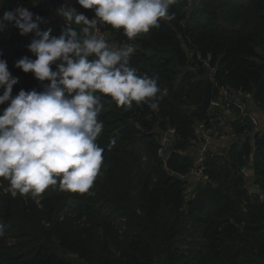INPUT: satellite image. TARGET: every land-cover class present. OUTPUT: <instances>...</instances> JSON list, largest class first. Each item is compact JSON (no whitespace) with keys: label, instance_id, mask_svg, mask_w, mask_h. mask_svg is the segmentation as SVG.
<instances>
[{"label":"trees","instance_id":"trees-1","mask_svg":"<svg viewBox=\"0 0 264 264\" xmlns=\"http://www.w3.org/2000/svg\"><path fill=\"white\" fill-rule=\"evenodd\" d=\"M63 1L0 0V5L4 11L22 6L47 18L42 30L50 28L58 37L65 26L49 20ZM72 7L94 18L93 10L77 3ZM188 8L189 0H180L170 8L173 21H162L159 29L134 41L130 63L139 74L157 79L164 93L159 108L133 103L126 109L102 97L104 129L97 144L104 149L103 165L89 193L57 185L39 197L13 198L0 188V224L13 240L8 246L0 240L5 264H264V202L246 188L251 180L264 193V134L251 133V125L239 119L233 131L250 138L230 143L223 153L207 154L205 183L191 194L182 179L195 162L193 125L210 118L208 111L198 110L208 69L215 70L216 86L264 105V55L259 51L264 0H199L197 8ZM10 31L9 48L18 45L4 51L1 40L0 59L17 78L12 96L21 89L43 91L49 81L15 67L25 56L35 59L20 47L32 35L21 36L14 23ZM101 32L113 35L118 47L132 43L122 29L104 26ZM7 106L0 105V114ZM167 128L175 129L176 138L162 161L157 130ZM244 168L253 172L252 179L241 173ZM0 186L8 189L9 182L0 178ZM117 218L124 224L118 225Z\"/></svg>","mask_w":264,"mask_h":264},{"label":"clouds","instance_id":"clouds-1","mask_svg":"<svg viewBox=\"0 0 264 264\" xmlns=\"http://www.w3.org/2000/svg\"><path fill=\"white\" fill-rule=\"evenodd\" d=\"M89 19L63 4L55 9L65 29L57 37L42 30L48 19L18 6L0 17V32L13 24L21 36L32 35L28 51L15 67L33 73L40 82L49 81L43 91L21 89L13 97L17 78L0 59V178L9 182L13 198L39 197L49 187L85 194L93 187L103 165L104 149L97 144L104 129L99 119L105 110L102 97L119 107L133 103L159 108L164 98L156 78L139 74L130 63L134 41L161 22L175 19L170 12L180 0H76ZM2 7V5H0ZM123 30L132 43L116 46L101 29ZM56 66V70L52 69ZM4 226L0 224V237Z\"/></svg>","mask_w":264,"mask_h":264},{"label":"built area","instance_id":"built-area-1","mask_svg":"<svg viewBox=\"0 0 264 264\" xmlns=\"http://www.w3.org/2000/svg\"><path fill=\"white\" fill-rule=\"evenodd\" d=\"M70 2V3H67ZM72 3H76V0H64L63 4H67L68 7L72 6ZM62 4V5H63ZM73 8V7H71ZM4 10L0 7V17L3 16ZM63 20V18H62ZM65 25V22L63 20ZM11 24H9L4 31L0 32V41L9 39L11 33ZM262 55H264V45L259 50ZM214 69H208L207 79L213 83L214 98H211L210 108L208 111H217L218 109H231L237 108L242 109V106L234 100L233 95L229 92L226 87L216 86L213 81ZM247 97V96H246ZM259 113H245L241 114V120H246L252 127L251 133L264 134V112L258 116ZM263 114V115H262ZM260 117V118H259ZM209 127L207 122L204 121H195L192 128V145L194 148V165L191 171L182 177L184 181L189 182V186L186 188L187 194H191L197 184L205 183L204 176V167L203 163L205 157L209 153H216L213 142L214 140L218 141L221 145H229L232 142H237L240 140V135L236 134L233 130L230 131H221ZM176 138V131L174 128H167L164 131L157 130V139H158V150L157 156L165 161L168 153H166L165 148L174 142ZM241 173L246 177L247 180L252 179L253 172L249 169H242ZM248 194L251 196H258L261 201L264 202V193L260 192L259 188L252 185L251 182L246 186Z\"/></svg>","mask_w":264,"mask_h":264},{"label":"rangeland","instance_id":"rangeland-1","mask_svg":"<svg viewBox=\"0 0 264 264\" xmlns=\"http://www.w3.org/2000/svg\"><path fill=\"white\" fill-rule=\"evenodd\" d=\"M70 3V2H67ZM199 5V0H189V8L188 9H194L197 8ZM72 7V6H70ZM49 24L51 25H59V26H65L62 20V17H59L57 15L53 16L50 20H49ZM105 36V38L107 40H110L111 44H114V41H112L113 35H110L109 33H105L103 34ZM33 37L29 38V41H21L20 47L24 49V51L29 54V55H33L32 53H30L28 51V45L30 44L31 40ZM4 43V51H8L9 49H12L13 47H16L18 44L17 43H13L11 45V47L9 48V39L3 40ZM117 46V45H116ZM234 100L237 101V103H239L242 106V109H237V108H231V109H218L217 111H208L210 118L208 122L209 127L212 129L213 132H215L213 129L216 130H221V131H230L233 130L232 125H234L236 122L239 121L240 118H242L241 114H245V113H253V114H258V116H260L261 113L264 112V105L261 104H257L254 103L251 100V97L249 96H244V95H233ZM263 115V114H262ZM260 118V117H259ZM240 123V122H239ZM246 138H250V134H243L240 137V142H243L244 139ZM173 143L170 144V146L168 145L165 150L166 153H168L172 147ZM213 146L215 151L217 152H222L225 151L228 147L227 145H221L218 141L214 140L213 142ZM194 150V149H193ZM190 152V150H188ZM188 151L184 150L182 153H188ZM140 153V152H139ZM223 153V152H222ZM144 157V156H143ZM144 159V158H143ZM144 165H140V170L141 172L144 171ZM249 182H252L251 180ZM190 184H188L189 186ZM0 188L4 191H8V189H4L2 186H0ZM31 197H33L31 194H29ZM114 217H112L113 219ZM115 220V219H114ZM116 223L119 224H124V221H122L120 218L116 219ZM0 240L3 242V244L11 245L13 244V240H11V238L7 237V235H4L3 237H0ZM0 264H5V261L0 259Z\"/></svg>","mask_w":264,"mask_h":264},{"label":"water","instance_id":"water-1","mask_svg":"<svg viewBox=\"0 0 264 264\" xmlns=\"http://www.w3.org/2000/svg\"><path fill=\"white\" fill-rule=\"evenodd\" d=\"M213 88V83L207 80L204 98L202 104L198 107V110L202 112H207L209 110Z\"/></svg>","mask_w":264,"mask_h":264}]
</instances>
